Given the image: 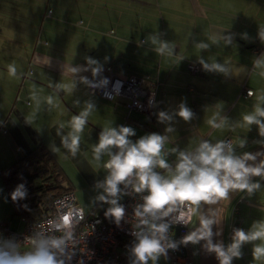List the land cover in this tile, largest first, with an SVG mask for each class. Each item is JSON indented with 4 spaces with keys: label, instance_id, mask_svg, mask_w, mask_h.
Listing matches in <instances>:
<instances>
[{
    "label": "crops",
    "instance_id": "crops-1",
    "mask_svg": "<svg viewBox=\"0 0 264 264\" xmlns=\"http://www.w3.org/2000/svg\"><path fill=\"white\" fill-rule=\"evenodd\" d=\"M54 2L53 6H49L48 0H0V18L27 17L38 22L40 12L45 17L50 16L45 15V11L47 14V10L52 7L58 11L66 9L59 1ZM79 2L84 17L88 19L93 13L92 6L96 10L105 11L100 18L101 28L109 12L113 10L114 14L110 18L114 28L109 30L111 35L106 33L108 42L104 49L96 52L83 51L73 61L52 55L46 47L31 48V42L24 43L21 35L29 32L28 22L26 30L23 25L13 22L0 28V169L41 141L50 148L54 144L59 148L55 153L56 157L75 172L78 184L72 182L78 204L85 207L86 211L95 210V206H88L91 199L87 195L76 192L78 186L83 188L88 184L78 171L75 159L90 157L92 145L98 141V136L95 142L92 138L89 140V131L95 130L99 135L102 127L113 123V126L133 127L136 131L133 140L151 132L163 134L165 125L158 123L156 113L175 109L181 101L193 111L194 118L190 122L176 118V131L171 137L174 142L165 145L167 149L194 147L200 139L215 142L226 137H230L234 143L238 138L247 139L244 149L237 148L240 152L258 146L254 141L261 138L256 126H252L250 131L247 128L231 131L229 128L213 129L206 121L216 113L226 116L230 121L239 120L243 113L252 110L256 102L255 96H246L242 87L250 88L254 93L264 91V77L259 75L260 69L253 68L254 59L264 53V40L261 41L258 37V30L264 29V0ZM53 12L51 10L50 14ZM80 21L84 23L83 20ZM95 31L103 38L102 29ZM156 31L162 34L163 39L174 41L177 46L175 51L179 56L158 55L149 45L141 43L148 34ZM222 31L225 34H235L233 46L224 47L221 42L219 46L201 52L193 44V39L210 42L215 33ZM245 33L248 38H241ZM43 43L48 42L45 40ZM200 55L209 60L230 62L233 76L226 78L221 74L206 72L202 67L197 73H192L189 64L197 63ZM86 56L100 61L103 69L106 66L112 67L121 77H149L155 92L149 127L125 122L124 115L122 117V112L116 108L120 101H111L91 93L83 84H78L75 90L64 87L59 93L49 86L50 83L70 86L72 78L70 74L62 73L63 64L83 65ZM179 57L184 60L179 62ZM10 66L17 69L16 76L10 74ZM49 96L52 97L51 105L47 102ZM89 99L95 102L97 111L89 117L80 152L72 157L61 145L60 135L57 134L66 133L68 129L61 130L59 125L78 113L83 102ZM76 100L81 102V107L74 104ZM131 117L146 121L141 114ZM174 159V156H169L170 161ZM103 173L105 174L104 171ZM261 184L264 186V181ZM106 208L107 205H104L98 212L104 213ZM236 211L239 218L235 217ZM219 215L222 220V235L216 237V240L221 239L227 244L230 242L229 231L232 224L239 223L247 230L253 222L264 220V187L250 197L244 193L233 194L230 201H222ZM251 247L250 244L245 245L242 258L234 259L233 264H260L252 260ZM192 257L198 261L196 254L192 253Z\"/></svg>",
    "mask_w": 264,
    "mask_h": 264
},
{
    "label": "clouds",
    "instance_id": "clouds-1",
    "mask_svg": "<svg viewBox=\"0 0 264 264\" xmlns=\"http://www.w3.org/2000/svg\"><path fill=\"white\" fill-rule=\"evenodd\" d=\"M258 37L264 40V29L258 30ZM241 38L247 39L248 36L245 33ZM234 40L235 34L222 31L215 33L210 42L193 39V44L201 52H206L221 42L224 47L233 46ZM141 43L149 45L158 55L179 56L174 41L163 39L157 31L148 34ZM182 60L184 58L179 57V62ZM197 63L206 72L226 78L233 76L230 62L209 60L200 55ZM253 68L260 69L259 75L264 77V53L254 59ZM9 71L12 76L17 75L14 66H10ZM63 72L71 75L72 84L50 83L49 86L57 93L64 87L75 90L78 84L91 89L107 84L106 78L97 79L101 77L103 65L90 56L85 57L83 65L63 64ZM89 72L91 79L84 75ZM248 96H255L256 102L252 110L243 113L239 120L230 121L216 113L206 123L213 129L229 128L231 131L237 128L250 131L252 126H256L261 139L254 143L264 146V91L254 93L249 90ZM47 102L51 105V96ZM74 104L81 107L79 100ZM153 104L154 101L150 100L149 105ZM95 111V102L86 100L78 113L59 125L61 130L68 129L66 133L57 134L61 145L72 157L80 152L89 117ZM156 115L158 123L165 125L163 134L151 132L133 140L132 137L136 136L133 127L113 126L112 123L102 127L98 141L91 148L92 161L103 169L105 176L95 182L96 195L88 206L107 205L105 218L117 226L122 221L130 224L133 240L128 248L129 264H158L162 257L168 258L169 250L175 251L179 245L189 244L201 245L205 254H215L219 264H233L234 259H241L243 247L250 244L252 260L264 264V220L253 222L247 230L233 228L227 244L221 239L214 242V237L222 235L219 215L222 201H230L233 194L239 193L250 197L264 187L261 184L264 181V151L237 152V148L246 147V138H238L235 143L225 139L215 142L200 139L194 147L167 149L165 145L174 142L171 137L176 131V118L190 122L194 113L181 101L175 109L161 110ZM51 151L56 153L59 148L52 144ZM169 156L175 159L170 161ZM27 195L24 183L18 184L10 194L13 202L24 200ZM125 197L136 201L131 206L130 218L121 202ZM205 205L208 206L206 210ZM213 205L219 206L213 208ZM85 217V207L72 205L59 210L50 231L32 229L22 240L16 236L0 235V264H72L79 243L76 228ZM173 225H183L189 231L178 241L174 240ZM77 264H84V261L81 259Z\"/></svg>",
    "mask_w": 264,
    "mask_h": 264
},
{
    "label": "built area",
    "instance_id": "built-area-1",
    "mask_svg": "<svg viewBox=\"0 0 264 264\" xmlns=\"http://www.w3.org/2000/svg\"><path fill=\"white\" fill-rule=\"evenodd\" d=\"M190 71L197 73L201 66L197 63L189 64ZM91 79V73L87 74ZM106 78L107 84L103 87L95 89L88 88L91 93L98 94L106 99H123L126 108V116H129L132 111L144 113L150 118L155 104V92L146 85L149 80L147 75L129 77L118 76L111 67L107 66L103 70L101 77ZM245 95H248L250 88L242 87ZM253 91V90H252ZM153 100L154 104L149 105V101ZM225 140H231L226 137ZM126 208L128 217H131L132 205L136 202L133 198L125 197L121 201ZM52 211L36 220L21 218L23 227L21 230H16L9 227L6 221H0V235L3 237L16 236L18 239H23L29 235L32 229H42L50 231L54 221L58 216L61 208L76 206L81 207L76 199V195L72 190L65 191L53 200ZM233 228H243L239 223L232 224L229 233H232ZM131 226L124 221L120 226H117L111 219L105 218L104 213L96 210L86 211L85 220L80 221L77 225L76 232L79 238V243L76 245L77 255L73 258L72 264H77L79 260H83L84 264H129L128 248L133 240L130 235ZM177 231L178 240L186 234L189 229L183 225H173L172 232ZM180 245L177 250H169V264H193L192 258L183 257L178 254Z\"/></svg>",
    "mask_w": 264,
    "mask_h": 264
},
{
    "label": "rangeland",
    "instance_id": "rangeland-1",
    "mask_svg": "<svg viewBox=\"0 0 264 264\" xmlns=\"http://www.w3.org/2000/svg\"><path fill=\"white\" fill-rule=\"evenodd\" d=\"M23 1H29V0H23ZM40 1H45V0H40ZM48 1H50V3H48L49 6H53L55 3L54 1H59V3L63 4L66 7V9L64 11H58L54 9V7H52L50 9L52 11L54 10L53 14L52 15L50 14L51 10H47V14L45 11V15H50V16H45V17H42V13L40 12L38 16V22L36 19L27 18V17L0 18V28L6 26L10 22H13L19 26L23 25V28L26 30L27 29L26 23L28 22V27L30 28V30L28 33L25 32L24 34L21 35L22 41L24 43L31 42V48L37 46L38 48L46 47L47 50L49 49L51 51L52 55L59 56L64 60L73 61L77 58V55H81L80 53L83 51L89 52L93 50L96 52L97 50H102L106 47V43L108 42L106 35L107 34L111 35L109 30L111 28H114V26L112 25L113 20L110 18V16L114 14L113 10L109 12L108 17L105 19L102 25L103 28H101L99 26L101 23L100 18H101V14H104L105 11L99 9L96 10L92 6L93 13L92 15H90L91 18L88 19L87 17H84L83 14L84 11L81 10V2H79L80 0H48ZM42 10H44L43 7ZM80 20H83L84 23H81ZM99 29H102L103 31V33L101 34L103 38L100 35H98V33L95 31L97 30L99 32ZM45 40H47L48 43L46 44L43 43V41ZM145 83L147 86L151 87L152 89L154 88L153 83L151 81L147 80ZM108 100L120 101L119 103H117L116 108L122 112L121 113L122 117L123 115L126 116V108L124 106L123 99H116V100L108 99ZM139 114L145 115L144 113L138 112L137 110V111H132L129 116H134ZM149 119H150L149 121H151V116ZM95 127L97 126L95 125ZM97 136L98 134L97 132H95V130H93L92 132L89 131L88 133L89 140L92 138L93 142H95ZM75 164L77 166L78 171L83 175V178H85L88 184L83 188L78 186L76 192L77 194L83 193L87 195L89 199H92V197L96 195V192L94 191L95 182L97 180H102L105 174L103 173V170H101V168H98L96 164L92 161L91 153H90V157L76 158ZM62 165L65 171L68 173L70 179L74 183L78 184V180L74 175L75 172L71 170L66 164L62 163ZM100 209H102V207L99 204H97L95 206V210L100 211ZM237 214L238 211L235 212V217H238ZM0 220H6L8 222L9 227L14 228L16 230H21L23 227V221L20 219V217L12 214V205L10 202L8 190L5 187L1 177H0ZM185 248H186L185 255L182 254H177V255L191 259L192 253H194L198 257L197 245L193 246L189 244L185 246ZM168 258L164 259L162 257L158 261V264H169Z\"/></svg>",
    "mask_w": 264,
    "mask_h": 264
},
{
    "label": "trees",
    "instance_id": "trees-1",
    "mask_svg": "<svg viewBox=\"0 0 264 264\" xmlns=\"http://www.w3.org/2000/svg\"><path fill=\"white\" fill-rule=\"evenodd\" d=\"M144 116L146 121L134 119L131 116H124V118L125 121L149 127L150 119L146 115ZM0 177L8 190L12 214L19 216L20 219L24 217L36 220L49 214L53 208L54 198L65 191L73 190V182L68 173L44 141L34 145L10 164L1 168ZM20 183H24L28 190L27 198L13 202L10 194ZM24 205H27V208ZM191 258L193 264L198 263L197 258L196 260Z\"/></svg>",
    "mask_w": 264,
    "mask_h": 264
},
{
    "label": "water",
    "instance_id": "water-1",
    "mask_svg": "<svg viewBox=\"0 0 264 264\" xmlns=\"http://www.w3.org/2000/svg\"><path fill=\"white\" fill-rule=\"evenodd\" d=\"M257 151H264V146L258 145L257 147L248 150V152L255 153ZM219 205H213L212 207H218ZM205 210L207 209V205L204 206ZM214 231H216V228L214 227ZM174 238L178 241V235L177 231L174 234ZM216 241V237H214V242ZM203 244V241L201 242ZM178 254L185 255L186 254V248L184 245H180V250L177 251ZM197 254H198V264H218V261L215 258V254H205V252L202 250L201 245H197Z\"/></svg>",
    "mask_w": 264,
    "mask_h": 264
},
{
    "label": "flooded vegetation",
    "instance_id": "flooded-vegetation-1",
    "mask_svg": "<svg viewBox=\"0 0 264 264\" xmlns=\"http://www.w3.org/2000/svg\"><path fill=\"white\" fill-rule=\"evenodd\" d=\"M190 247V246H189Z\"/></svg>",
    "mask_w": 264,
    "mask_h": 264
}]
</instances>
